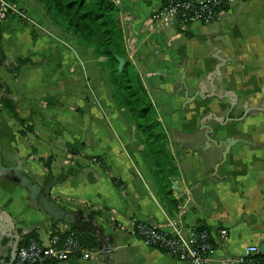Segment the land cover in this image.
Instances as JSON below:
<instances>
[{
  "label": "crops",
  "instance_id": "0c3cea01",
  "mask_svg": "<svg viewBox=\"0 0 264 264\" xmlns=\"http://www.w3.org/2000/svg\"><path fill=\"white\" fill-rule=\"evenodd\" d=\"M111 1L118 8L126 60L165 131L168 154L144 152V136L136 137L123 107L112 97L105 59L52 23L38 1L15 0L35 24L0 21L2 162L14 164L16 154L24 160V174L38 183L45 176H63L51 188V198L68 212L81 210L92 216L93 225L114 238L113 264H192L138 240L132 233L136 220L165 230L174 220L183 227L227 228V239L204 264H222L247 245L264 243V114L253 111L264 108V0H256L259 11L246 21L231 18L239 8L255 5V0L233 2L221 22L185 28L170 17L151 18L167 0ZM199 29L204 32L202 42L193 37V30ZM217 55L231 59L221 67L216 83L218 91L236 95L235 116L254 108L238 121H204L218 141L243 138L253 143L237 142L225 158L224 146L211 144L204 150L184 146L203 144L205 116H227L228 98L186 103L180 83L184 74L188 96L198 90L209 92L206 77L218 63ZM18 58L32 63L16 71ZM5 96L22 124L4 108ZM156 161L161 162L159 167ZM0 208L12 216L21 240L32 233L47 245L56 235L62 240L74 232L82 244L89 247L93 242L97 250L93 234L62 222L52 226L42 208L29 204L26 189L3 177ZM10 241L0 233V264L9 260ZM100 259L97 254L89 260L73 257L49 264H93Z\"/></svg>",
  "mask_w": 264,
  "mask_h": 264
},
{
  "label": "built area",
  "instance_id": "2783aa9c",
  "mask_svg": "<svg viewBox=\"0 0 264 264\" xmlns=\"http://www.w3.org/2000/svg\"><path fill=\"white\" fill-rule=\"evenodd\" d=\"M235 1L240 0H167L164 6L152 12L151 18L170 17L181 28L193 23L206 26L222 21ZM8 19L26 25L35 24L15 0H0V21ZM169 224L170 230H165L155 224L136 220L132 233L145 245L192 264L206 263L217 245L229 235L225 227L216 230L202 224L183 227L176 220ZM96 255V249L82 244L74 232L67 233L62 240L56 235L47 245L27 236L18 244L14 264H49L68 261L73 257L89 260ZM222 264H264V251L260 244H249L240 254L227 256Z\"/></svg>",
  "mask_w": 264,
  "mask_h": 264
},
{
  "label": "trees",
  "instance_id": "16d2710c",
  "mask_svg": "<svg viewBox=\"0 0 264 264\" xmlns=\"http://www.w3.org/2000/svg\"><path fill=\"white\" fill-rule=\"evenodd\" d=\"M36 1L42 4L45 15L52 23L61 26L65 32L77 36L85 47L92 49L96 57L105 59L104 65L109 69V83L112 88L114 101L119 107L126 106L130 116L136 120H145L147 118L148 124H144V130L147 131L150 140H157L159 137L156 136L160 134V123L151 110L152 105L141 86L138 74L132 64L126 60V51L116 5L111 0ZM120 59L123 60L121 67H119ZM2 61L3 58H0V65ZM17 61L16 71L20 65L32 63L30 59L25 58H18ZM3 86L4 83L0 82V88ZM128 91L130 94L126 95L125 93ZM8 93L9 90L5 87L4 94L7 95ZM131 95L136 98L132 99ZM2 103L12 117L22 124L23 120L18 117L12 100L5 96L2 98ZM150 113L151 115H149ZM160 140H163V137ZM149 153L157 155L164 153V151L161 147H151ZM154 163L157 167L161 165V162L156 161ZM44 165L47 166L48 162H44ZM171 170L173 168L169 171ZM28 236L33 237L32 233L28 234ZM95 247V244L91 242L89 248L96 249Z\"/></svg>",
  "mask_w": 264,
  "mask_h": 264
},
{
  "label": "water",
  "instance_id": "95a60500",
  "mask_svg": "<svg viewBox=\"0 0 264 264\" xmlns=\"http://www.w3.org/2000/svg\"><path fill=\"white\" fill-rule=\"evenodd\" d=\"M218 63L215 65L214 70L207 74L206 82L209 83V92H204L201 90L196 91L192 96H188L187 86L184 80V74L181 76L180 83L185 88V99L186 103L191 102L195 98H211L215 97L218 99H229V111H231L237 104L238 99L236 95L230 91H218V84L216 83V79L219 78L221 74V67L227 62L230 61V58H222L220 56H216ZM119 67L123 64V60H119ZM254 108H245V112L240 118H229L226 116L224 119L216 116L213 113L205 116L201 121V128L204 130V142L203 144H192L188 143L184 146L186 148L192 149H207L211 146V144H215L218 146H224V150L222 153L223 158H225L226 153L229 148L236 144L237 142H243L245 144L252 145L253 143L250 140L243 138H226L224 140L218 141L214 139L212 134V129L209 125L205 124L204 121L208 119H215L217 121L231 120L238 121L243 119L247 113ZM14 164L5 165L2 162V157L0 153V177L6 178L15 182L18 186L23 187L28 192L29 204L30 205H38L42 210L50 216V221L52 226H55L56 223L62 222L63 224L68 225L71 229H75L77 231H85L93 234L96 237L97 243V254L101 256V259L93 264H113V241L114 238L111 235H105L103 230L93 225V217L88 215L85 216L81 210H77L75 212H68L63 206L54 201L50 196L51 188L61 183L64 179L63 176H58V178L53 179L50 176L44 177L43 183H38L33 180L23 172V164L24 160L19 158L16 154L13 155ZM0 233L4 236L10 237V250H9V260L5 264H13L16 257V251L18 244L21 240L20 235L18 234L17 229L15 228V222L12 216L4 209L0 208ZM260 248L264 251V243L260 244Z\"/></svg>",
  "mask_w": 264,
  "mask_h": 264
},
{
  "label": "rangeland",
  "instance_id": "374dc122",
  "mask_svg": "<svg viewBox=\"0 0 264 264\" xmlns=\"http://www.w3.org/2000/svg\"><path fill=\"white\" fill-rule=\"evenodd\" d=\"M255 2V5H248V7H241L239 8L237 11H236V14H234L232 16V21H238V20H242L244 19L245 21L248 20V19H251L252 18V15H256L255 13H257L259 10H256V6H258V4L260 3V1H254ZM245 7V8H244ZM258 9V8H257ZM256 18V17H254ZM223 20V19H222ZM221 22V21H220ZM193 37H194V41H198V42H202V36H204V32L203 30L199 29V30H193ZM185 38V36H184ZM95 56V55H94ZM110 90H111V94H112V88L110 86ZM126 95H129L130 92H126L125 93ZM146 94V93H145ZM132 99L136 98L134 95H131L130 96ZM148 99V97H147ZM149 100V99H148ZM117 104V103H116ZM123 110H124V115H125V119L126 121L132 125L134 128H133V133L136 135L137 138H142V135L144 136L143 138H145V141H144V152L145 153H148L149 152V149L151 147H161L164 151V153H167L169 152V143H168V139H167V136L165 134V131L164 129H162L161 125H160V134H158V136L156 137H159L157 140L155 139H149L148 137V133L147 131L144 130V124H148V119L146 118L145 120H136L134 117L130 116L129 114V111H128V108L126 106L123 107ZM153 112H154V115H155V118H157V114L155 112V110L152 108L151 109ZM151 115V113L149 114ZM160 123V122H159ZM139 124L141 125L139 126ZM155 132V131H154ZM163 137V140H160V138ZM140 140V139H139ZM151 143V144H150Z\"/></svg>",
  "mask_w": 264,
  "mask_h": 264
},
{
  "label": "flooded vegetation",
  "instance_id": "af4514ba",
  "mask_svg": "<svg viewBox=\"0 0 264 264\" xmlns=\"http://www.w3.org/2000/svg\"><path fill=\"white\" fill-rule=\"evenodd\" d=\"M264 109V108H263ZM263 109H258V110H253L254 112H260V113H263L264 114V110ZM228 110H229V108H228ZM227 110V116L229 117V118H240V117H242V113L240 114V116H235V114L233 113V110L234 109H232L231 111H228ZM252 112V111H251ZM251 112H248V114H250ZM228 122H229V120H228Z\"/></svg>",
  "mask_w": 264,
  "mask_h": 264
}]
</instances>
